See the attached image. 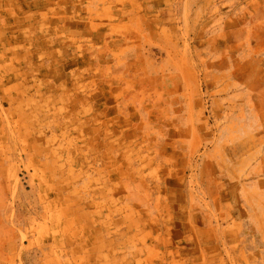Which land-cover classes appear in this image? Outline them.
Masks as SVG:
<instances>
[{"label":"rangeland","instance_id":"rangeland-1","mask_svg":"<svg viewBox=\"0 0 264 264\" xmlns=\"http://www.w3.org/2000/svg\"><path fill=\"white\" fill-rule=\"evenodd\" d=\"M0 264H264V0H0Z\"/></svg>","mask_w":264,"mask_h":264}]
</instances>
